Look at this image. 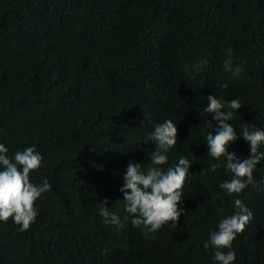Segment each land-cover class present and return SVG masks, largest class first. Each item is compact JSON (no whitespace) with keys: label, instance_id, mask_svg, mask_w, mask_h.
Listing matches in <instances>:
<instances>
[{"label":"trees","instance_id":"1","mask_svg":"<svg viewBox=\"0 0 264 264\" xmlns=\"http://www.w3.org/2000/svg\"><path fill=\"white\" fill-rule=\"evenodd\" d=\"M225 46L237 48L227 70ZM203 56L242 105L223 110L238 136L228 151L247 158L240 126L264 129V0H0V144L9 158L34 147L42 161L30 182L52 185L29 229L0 221V264H217L210 234L235 199L253 218L223 251L264 264V159L255 186L219 187L232 173L208 155L216 122L191 87ZM167 119L178 141L161 167L181 155L192 166L178 224L150 231L131 224L120 189L130 162L147 170L155 146L145 137ZM105 199L116 224L100 215Z\"/></svg>","mask_w":264,"mask_h":264},{"label":"clouds","instance_id":"2","mask_svg":"<svg viewBox=\"0 0 264 264\" xmlns=\"http://www.w3.org/2000/svg\"><path fill=\"white\" fill-rule=\"evenodd\" d=\"M236 51L237 48L229 46L223 49L221 65L224 70L229 69ZM199 66L202 80L191 87L199 90L202 98H206L205 114L208 116L210 114L216 122L215 130L212 127L213 133L206 137L208 155L216 160L222 156L226 157V168L232 173V179L221 183L219 187L229 195L239 194L247 185L253 184L254 169L261 159H264V153L258 152L260 145L264 143V129L254 126L249 129L247 123L241 125V135L249 145L250 155L241 159L235 152H229L230 143L236 142L238 136L233 125L229 123L233 113L223 109L239 110L242 105L237 99L228 101L230 98L226 92L233 89L226 82L225 86H222L223 80L214 72V66L208 57H201ZM192 69L193 65L185 70ZM177 141V123L171 119L157 123L144 140V143L151 142L155 146L154 150L149 152L150 165L147 170L143 171L142 164L139 163L128 164L120 191L124 194L125 210L133 216L131 224L134 227L144 226L150 231H156L169 222L173 225L178 224L179 218L184 214L185 210L178 205L182 202L181 190L192 164L181 155L174 167L167 170L161 167L167 163L166 153L177 144ZM7 152L5 145L0 144V166L3 169L0 170V221L7 222L11 217L20 226V231H25L37 216L35 202L43 193L51 190L52 185L46 179L39 186L30 182V173L37 170L42 161L41 155L34 147L17 151L13 158H9ZM220 166L219 163L211 164L209 169L215 172ZM103 203L105 207L100 215L104 222L118 223L119 218L108 211L106 206L108 201L105 199ZM234 204L235 213L221 220L218 230L210 234V244L216 249L214 260L217 264H233L236 259L235 252L231 250L225 252L223 249H231L237 234L242 233L253 218L252 212L240 199H235ZM204 246L208 248L209 244L205 243Z\"/></svg>","mask_w":264,"mask_h":264}]
</instances>
